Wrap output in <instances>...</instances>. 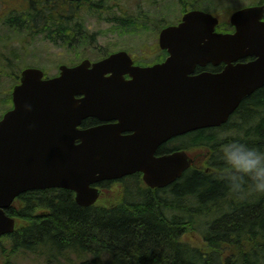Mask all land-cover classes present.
Instances as JSON below:
<instances>
[{"label":"water","instance_id":"obj_1","mask_svg":"<svg viewBox=\"0 0 264 264\" xmlns=\"http://www.w3.org/2000/svg\"><path fill=\"white\" fill-rule=\"evenodd\" d=\"M263 14L264 4L237 9L229 17L233 33H218L216 16L189 11L161 30L159 45L168 57L150 67L132 66L119 52L61 65L48 79L39 69H24L11 93L13 108L0 119V236L14 231L16 220L6 210L27 191L70 190L88 207L103 180L140 172L147 186L162 188L180 178L194 157L183 151L156 157V149L172 137L221 125L241 98L264 85ZM251 56L241 82L229 77L235 67L228 63ZM208 62L228 64L226 78L188 77ZM89 117L117 122L80 128Z\"/></svg>","mask_w":264,"mask_h":264},{"label":"trees","instance_id":"obj_2","mask_svg":"<svg viewBox=\"0 0 264 264\" xmlns=\"http://www.w3.org/2000/svg\"><path fill=\"white\" fill-rule=\"evenodd\" d=\"M229 123L168 144L205 157L167 187L148 188L139 173L118 180V190L103 181L116 200L88 207L65 189L20 194L6 210L17 225L0 237L11 242L7 255L33 252L49 264L68 254L81 264H264V88Z\"/></svg>","mask_w":264,"mask_h":264},{"label":"flooded vegetation","instance_id":"obj_3","mask_svg":"<svg viewBox=\"0 0 264 264\" xmlns=\"http://www.w3.org/2000/svg\"><path fill=\"white\" fill-rule=\"evenodd\" d=\"M140 1L142 2L143 0H137L136 3L132 2V0H0V30L11 31L13 35L21 36L22 39H27V42L32 38H41L48 40L46 42H48L49 44H53L56 46L59 45L60 47L75 48L83 44L89 46L96 40V36H94L93 33L85 31V29H87L88 27V22L84 21L83 24L80 22V18L82 17L80 16L79 12L80 10L88 12L91 7H100L104 8V10H106V12L110 15H115L116 13L118 14V16H114V18H111V22L109 23H114V28L118 32L121 31L122 34L126 36L124 37L125 40H123L122 42L120 41L121 45L111 48L108 52L105 53L104 56H109L118 52H126L132 61V66L150 67L162 63L168 57L167 51L160 48L159 45L158 35L160 30L164 27L178 24L181 21V17L183 14L177 19H175L173 16L170 19L167 18L169 13L172 12L171 5L167 10L161 11L160 5L164 4L165 1L162 0L155 5L156 8L153 11L155 15L153 14V16H151L147 11H145L147 8H143V6L141 11H138L137 6L142 5ZM188 1L191 2V0ZM146 2L148 3V1ZM185 2L186 0H175L172 5L174 6V4L177 3V5L182 10H184ZM153 3L154 2H151V4ZM188 3L189 2H187V4ZM16 4L20 5L18 7H22L25 13H23L22 15L15 14V12L18 11V9L15 8L17 7L15 6ZM134 4H136L137 6L135 8H132L131 5ZM37 7L41 8V15L37 13H30L35 11L39 12L40 10H38ZM43 11L45 13H43ZM183 13H186V11ZM137 20H141L145 24L140 25L139 28H136L134 27L133 23ZM15 21L20 22L21 26L19 28L17 26L13 27L12 25H10V22ZM150 23L164 24H160V28L159 26L157 28L155 26L152 28L151 25H149ZM128 26H131V29H129ZM15 27H17L18 30ZM232 30L233 28L230 27L229 30L226 31ZM216 31L220 33L226 32L222 31V29ZM140 38L142 40H140ZM143 38H155V40L152 42V45L146 46L147 43L143 41ZM134 43H138L137 45L139 46L135 45ZM133 44L135 46H133ZM3 47L6 46L3 45ZM253 59H255V57L251 56L248 58L239 59L236 62L228 64H231L232 67H239V65H245L246 63L251 62ZM8 62L13 63L14 61L9 60ZM228 64H225V62H219L216 64L208 62L205 65H197L188 76L193 77L201 74H222L224 75V78H226L225 73L227 68L226 66ZM241 75V70L238 71L233 69L229 72V77L235 80L240 79ZM124 79L129 80V75L125 74ZM17 80L19 82V77H17ZM262 88H264V85L263 87L258 88L252 93L261 90ZM251 95L241 99L240 105L232 114H230L228 120L225 123L216 128L202 129L216 131L226 130L230 124V119L233 118L236 113H238V111L241 109V106L245 103V100ZM116 122L117 121H100L94 117H90L86 120V126H83L86 128H92L99 125H109ZM122 134L129 135L131 134V131H124L122 132ZM184 136L185 135H183V137ZM178 138L170 139L169 141H166L165 143L158 146L155 151V155L161 156L176 151L172 150V148L168 144L175 145L174 140H177ZM177 150L183 149L178 148ZM102 182L96 185V187L100 188L102 191L101 196L98 200L100 203L108 201V199L104 197L105 195H110V190L113 191L112 187L110 189H104L102 185L100 186ZM112 185H115L116 189L118 190V180H116Z\"/></svg>","mask_w":264,"mask_h":264},{"label":"rangeland","instance_id":"obj_4","mask_svg":"<svg viewBox=\"0 0 264 264\" xmlns=\"http://www.w3.org/2000/svg\"><path fill=\"white\" fill-rule=\"evenodd\" d=\"M148 1V3L146 2ZM143 0L140 3L142 5L137 6L136 4L131 5L132 8L137 6L138 11H141L143 8H147V11L151 16L154 14V10L156 8V4L159 1L153 0ZM187 5L192 4L191 6H197L200 4L207 11H212L214 14H218L220 21L223 24L228 22V17L231 12L241 6L254 4V2H260L263 0H191ZM132 2H137V0H132ZM151 2H154L151 4ZM175 0H165L164 4L160 5V10L165 11L171 5V11L167 18H171L172 16L177 19L181 14V8L175 3L174 6L172 3ZM193 2V3H192ZM171 3V4H170ZM19 11L22 10V7H18L20 5H15ZM17 12V11H16ZM15 12V13H16ZM18 13V12H17ZM80 22L83 24L84 21L88 22V27L85 31L93 33L96 36V40L92 42L89 46L83 44L79 47H60L59 45L49 44L48 40L41 38H32L27 42V39H22L21 36L13 35L11 31H2L0 30V118L3 113L9 109L10 104H4L3 99L10 98L11 99V91L16 84L17 77L20 73V70L25 66H35L40 67L45 71L46 76H53L58 73V67L61 64L74 65L80 62L84 58H88L91 61H97L102 56L105 55L111 48L121 45L125 40L122 32H118L114 28V23L111 22L110 19L114 18L115 15H110L104 10V8L100 7H91L88 12L80 10L79 12ZM155 15V14H154ZM145 23L141 20H137L133 23L134 27L139 28L140 25H144ZM160 24L164 23H150L151 27L154 26L157 28ZM149 27V26H148ZM131 29V26H128ZM158 28V30H159ZM158 32V31H157ZM124 38V39H122ZM140 40H142L140 38ZM155 40L151 38H143V41L146 46L152 45V42ZM128 43V42H127ZM126 43V44H127ZM135 44V43H134ZM137 45V44H135ZM5 45L6 47H3ZM139 46V45H137ZM14 61L13 63H9L8 61ZM36 64V65H34ZM203 152L200 149H196L191 151V153L195 154V152ZM202 158V153L200 159ZM111 196V195H110ZM185 237L192 238L193 244L196 247H199L201 244L199 239L194 238L192 235H187ZM11 248V242L8 239L0 240V264H49L47 262V258L39 257L37 254L33 252L20 251L16 255H7V252ZM70 258L69 261H63L62 258L58 259V264H81L80 261L76 260L72 255L68 254ZM53 264V263H50Z\"/></svg>","mask_w":264,"mask_h":264},{"label":"bare ground","instance_id":"obj_5","mask_svg":"<svg viewBox=\"0 0 264 264\" xmlns=\"http://www.w3.org/2000/svg\"><path fill=\"white\" fill-rule=\"evenodd\" d=\"M232 114V113H231Z\"/></svg>","mask_w":264,"mask_h":264}]
</instances>
